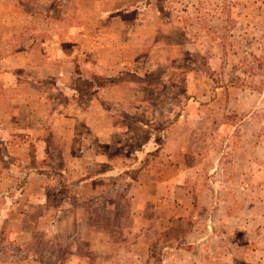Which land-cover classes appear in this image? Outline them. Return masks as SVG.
Listing matches in <instances>:
<instances>
[{
  "label": "rangeland",
  "instance_id": "1",
  "mask_svg": "<svg viewBox=\"0 0 264 264\" xmlns=\"http://www.w3.org/2000/svg\"><path fill=\"white\" fill-rule=\"evenodd\" d=\"M96 1L0 0V59L19 45L26 64L0 85V140L22 104L32 129L0 147V264H264V0ZM78 24L84 44H113L100 71L93 51L44 45ZM108 86L103 141L32 127L40 96Z\"/></svg>",
  "mask_w": 264,
  "mask_h": 264
},
{
  "label": "crops",
  "instance_id": "2",
  "mask_svg": "<svg viewBox=\"0 0 264 264\" xmlns=\"http://www.w3.org/2000/svg\"><path fill=\"white\" fill-rule=\"evenodd\" d=\"M29 1V0H28ZM52 2H54V0H51ZM76 2L78 4H84L85 0H76ZM94 2H97L96 0H94ZM83 9L80 8V5H78L77 8V13L78 16L77 18H84L83 13ZM81 25H77V30L75 31L73 29V27H69L68 29H66L65 31L62 32V38L63 40H55L53 39L52 41L54 42H45L44 45H46L47 50L48 49H55L60 47L61 45L58 44L57 42H61L63 45L65 46L66 50H74L76 49L77 51V55L78 53L82 54V51H93V52H98L100 50H102V48H108L111 49L113 48V44H111L110 42L108 44L105 45V47H103L104 45H100L99 43H97L96 41L92 42V45L89 43L84 44L85 42V35H89L90 33L87 34V32L85 34H83V29L78 27ZM18 34L21 33V28H19L18 30H14V34ZM71 35V36H69ZM74 35L76 36V42L71 44V47L69 48V44L67 41H75L74 40ZM96 34L93 33L92 37H95ZM33 38L29 41L26 42L25 46L23 47V49H25L26 46L30 47V44L32 42ZM17 42V41H15ZM90 46H92L91 48H89ZM87 47V48H86ZM62 49V47H60ZM15 50V51H14ZM12 52H14L13 54H10L8 56V58H4V59H0V66H2L3 68L6 67L8 69H0V85L1 86H8L9 84L13 85V86H17V81L19 79L18 77V69L19 67H22V65L26 66L25 63L22 62L21 57L19 55H21V46H16L14 47V49L12 50ZM24 52V50H23ZM94 53V54H95ZM97 53L94 55L93 57V63L94 66L98 68V71L101 70V65L99 63H102V60H99V58L97 57ZM99 56V55H98ZM81 57H85V53L82 54ZM107 60V58H105V61ZM63 64H65L67 67H73L74 65L77 66V68H83L84 65V61H80V60H76L74 61L73 59H69V58H65L61 61ZM33 63V62H30ZM36 69H39L40 66H47L46 63H39L37 64L36 62H34ZM109 63V61L107 62ZM97 70H94L92 73L93 75H99L96 74ZM101 73V72H100ZM79 77V76H78ZM27 79H29V82H40L38 81V79H36L35 77H27ZM74 81V80H73ZM121 85H126V83L121 82L119 85L116 86H121ZM113 87L115 86H108L107 91V96L105 94V92H99V90L103 87H101L100 89H97V91H93V93H88V94H80L79 91L74 92L75 95H67V92H64L62 89L60 90V95L61 97V101L58 103L57 107H51V100H59V99H53L54 97L59 98V95H54L51 96V98H48L47 100L44 99L45 96H40L39 98L36 99L35 102V106L34 108L36 109L41 108V111L38 112L37 110L34 109V111H31L32 114L31 115H35L37 120L36 121V125L32 126V127H38L40 130H45L47 127L50 128V130L56 134L58 141L61 142V140L63 139V137H67V135L73 134L74 131V124H80L85 130L89 129V131L91 132L92 136L94 139V141H103V138L99 139L96 136H98V134H95V132L98 130V128L96 127V125H98L94 119V112L95 113H103L106 114L108 117L110 116V114L106 111L102 109V103L104 101H108L109 99L111 101H113L114 97H111L112 95V91H113ZM130 88V86H128ZM99 88V87H98ZM129 88L126 87V92L124 93V98L130 99L132 97V95L134 94L133 90H130ZM140 92V95L142 94V90L138 89ZM75 91V90H73ZM73 93V94H74ZM66 95V96H65ZM139 94H135V96L139 99V97H141ZM47 97V96H46ZM66 97V98H65ZM121 98V97H120ZM72 100L73 102H76V107L74 104L70 103L68 100ZM30 105V103H29ZM28 105L22 104L21 107H19V110H16L15 114L13 116L9 115V120L10 123L12 124V126L10 128H8L6 130V133L8 134V136L10 135V137L13 136L16 137L15 140H11L8 139L6 141L0 140V147H3L5 149H7L8 153H11L10 149H14L17 148L19 146H23L26 144L29 145V135L32 134L31 130H29L30 127H24V128H20V122L16 121V118L20 117L22 112L25 111V109L23 107H27ZM52 115L53 119L51 120L50 124L47 123L46 124V116L47 115ZM58 115V116H55ZM90 115H92V120L89 119ZM64 122V126L61 128L60 127V123ZM76 124V125H77ZM110 128L109 131H106L105 133H109V134H114L115 137L117 135V133H119L122 128L117 127V123H115V121H111L110 123ZM15 131H22L23 134H18L15 133ZM28 131V132H25ZM39 131V130H38ZM94 131V132H93ZM12 132V133H11ZM10 133V134H9ZM61 134V135H60ZM18 135H23V138L21 139H27L26 141L24 140L23 143L22 142H15L18 141L19 138L17 137ZM10 140V141H9ZM109 142H111L109 140ZM114 145H117V141H113ZM180 151L181 154H185V147L180 146L178 152ZM157 158V157H156ZM86 181V180H83ZM79 196V193H77V197Z\"/></svg>",
  "mask_w": 264,
  "mask_h": 264
}]
</instances>
